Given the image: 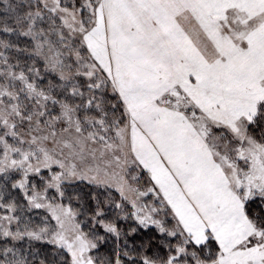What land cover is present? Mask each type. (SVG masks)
I'll return each instance as SVG.
<instances>
[{"label": "snow or ice", "instance_id": "snow-or-ice-1", "mask_svg": "<svg viewBox=\"0 0 264 264\" xmlns=\"http://www.w3.org/2000/svg\"><path fill=\"white\" fill-rule=\"evenodd\" d=\"M0 264H264V0H0Z\"/></svg>", "mask_w": 264, "mask_h": 264}]
</instances>
